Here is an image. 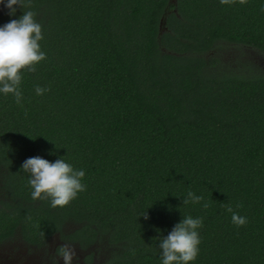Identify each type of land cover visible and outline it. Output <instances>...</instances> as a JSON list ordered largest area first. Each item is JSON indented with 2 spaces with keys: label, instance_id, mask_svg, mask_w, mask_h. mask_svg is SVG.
<instances>
[{
  "label": "trees",
  "instance_id": "trees-1",
  "mask_svg": "<svg viewBox=\"0 0 264 264\" xmlns=\"http://www.w3.org/2000/svg\"><path fill=\"white\" fill-rule=\"evenodd\" d=\"M24 2L14 16L1 4L0 27L35 12L46 59L23 72L20 105L0 93V245L59 235L86 263L162 264L159 238L192 216L189 264H264V68L215 54L264 55V0ZM37 156L83 170L86 191L63 208L33 200L22 165ZM189 191L209 207L183 205Z\"/></svg>",
  "mask_w": 264,
  "mask_h": 264
},
{
  "label": "clouds",
  "instance_id": "clouds-1",
  "mask_svg": "<svg viewBox=\"0 0 264 264\" xmlns=\"http://www.w3.org/2000/svg\"><path fill=\"white\" fill-rule=\"evenodd\" d=\"M235 2L236 0H220L223 5ZM239 3L246 4L247 0H239ZM0 4H5L12 16L16 13V5L23 9L30 7L24 0H0ZM35 16V12L24 10L18 20L13 19L0 27V93L13 95L18 105L23 99L20 91L23 72H35L36 65L46 59L39 43L43 39L42 26ZM49 90L39 86L35 88L37 95H43ZM22 171L30 174L28 183L33 189L31 198L49 199L52 208L68 206L79 193L86 191V185L82 183L85 172L76 170L64 158L50 162L39 156L30 157L23 162ZM202 202V206L207 209L209 204L204 202L202 196H197L192 191L183 199V205ZM226 211L232 214L231 219L235 226L243 227L247 224V218L234 212L230 205L226 207ZM143 217L148 219L147 213ZM202 227V218L183 216L182 221L172 228L167 237L159 238L162 264H189L195 261L201 243L198 229ZM57 255L63 260V264H73L76 249L64 243L57 249Z\"/></svg>",
  "mask_w": 264,
  "mask_h": 264
},
{
  "label": "rangeland",
  "instance_id": "rangeland-1",
  "mask_svg": "<svg viewBox=\"0 0 264 264\" xmlns=\"http://www.w3.org/2000/svg\"><path fill=\"white\" fill-rule=\"evenodd\" d=\"M215 54L224 66L229 69L233 67L257 69L258 66L264 68V55L250 48L223 45L220 49L216 50ZM64 231L68 232L69 227L64 229ZM62 242L61 236L55 235L50 240V245L46 249L39 250L28 247L17 238L13 242H6L0 246V257H7L10 259L8 261L14 260L15 264H63V260L57 255L58 246L62 245ZM69 245L76 249V257L73 260V264H102L105 261L104 255H94L93 261L86 263L85 258L90 252L82 250L75 244Z\"/></svg>",
  "mask_w": 264,
  "mask_h": 264
},
{
  "label": "flooded vegetation",
  "instance_id": "flooded-vegetation-1",
  "mask_svg": "<svg viewBox=\"0 0 264 264\" xmlns=\"http://www.w3.org/2000/svg\"><path fill=\"white\" fill-rule=\"evenodd\" d=\"M1 8V7H0ZM7 242H13V240H10V241H7ZM4 243H6V242H4ZM3 243V244H4ZM65 242H62V245L64 244ZM2 245V244H1ZM0 245V246H1ZM26 245V244H25ZM48 245H50V242L48 243ZM8 260H10V259H8L7 257H5V258H3V257H0V264H15L16 262L14 261V260H12V261H8ZM75 264H77V263H75Z\"/></svg>",
  "mask_w": 264,
  "mask_h": 264
},
{
  "label": "water",
  "instance_id": "water-1",
  "mask_svg": "<svg viewBox=\"0 0 264 264\" xmlns=\"http://www.w3.org/2000/svg\"><path fill=\"white\" fill-rule=\"evenodd\" d=\"M174 1V0H173ZM165 24H166V22H165Z\"/></svg>",
  "mask_w": 264,
  "mask_h": 264
}]
</instances>
